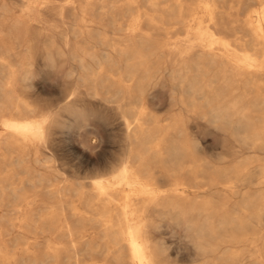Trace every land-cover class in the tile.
<instances>
[{
    "label": "bare ground",
    "instance_id": "obj_1",
    "mask_svg": "<svg viewBox=\"0 0 264 264\" xmlns=\"http://www.w3.org/2000/svg\"><path fill=\"white\" fill-rule=\"evenodd\" d=\"M227 1L0 0V105L33 113L0 115V220L17 218L34 229L40 254L31 262L165 264L155 230L162 219L182 227L196 253L217 264H233L241 241H250L243 245L249 254L264 251V165H236L238 175L220 180V171L202 172L185 132L188 122L203 120L264 149V0H253L260 7L242 18L243 0ZM170 24L186 28V37L170 43ZM230 30L234 38L224 34ZM161 58L155 79L153 63ZM57 72L72 78L78 100L107 95L105 114H97L105 124L113 111L124 119V156L109 175L73 181L56 159L53 112L35 115L23 101L7 103L29 79ZM157 85L179 111L163 131L169 162L155 166L149 154L157 134L147 122ZM77 99L63 106L74 111ZM246 185L259 187L243 192L235 215L231 194ZM251 223L258 225L252 236L236 239Z\"/></svg>",
    "mask_w": 264,
    "mask_h": 264
},
{
    "label": "rangeland",
    "instance_id": "obj_2",
    "mask_svg": "<svg viewBox=\"0 0 264 264\" xmlns=\"http://www.w3.org/2000/svg\"><path fill=\"white\" fill-rule=\"evenodd\" d=\"M229 1L230 0L227 1L228 5L231 2ZM242 3L246 4V8L241 10L239 14L240 18L245 17L246 11H252L253 9H258L260 7L259 4L257 2H254L253 0H243ZM201 13L203 14V12ZM203 18H206L205 14H203ZM167 26H171L170 28L172 29L170 32V35L172 37L170 43H174L179 39H184L188 34V30L184 27L171 24ZM236 29L237 31H240L237 32L239 35L245 33L243 29ZM235 33L236 31L234 32V30L224 32V34L227 35L229 38H234L233 36ZM245 39H250V35L245 34ZM164 52L166 56L169 55L168 47L164 48ZM163 61L164 59L161 58L160 60L156 59L153 63L152 75L155 79L161 76V71L164 67L162 65ZM67 66H69L68 62L64 61L62 67L66 68ZM51 75H36L33 78L29 79L25 82L28 85L23 84L21 89L16 94L8 97L9 99H7V103H16L18 101H23L35 109V115H39L47 111H51V113L53 112L52 116L58 125L55 133L56 146L54 148L56 152V159L59 161L60 164H62L64 169L71 170L68 172L72 174L73 181L79 180L87 182L93 177L109 175L111 172H113L120 166L122 158L124 156V119H122V117L120 116V112L118 114V111H109L111 114L112 123L109 122L105 124V120H103L105 118L102 116L103 114H105V108L103 105L105 101L102 98L107 95L103 93L97 95L94 93H90L84 95L82 100H78V96L74 93V90L71 86L72 78L70 79V77H65L62 72H57L54 73L52 76ZM163 78L165 79L166 84L170 86L171 84L169 75L164 74ZM33 86L34 88H32ZM83 89L84 91L87 90L86 88ZM151 90V97L155 104V107L152 108L155 109L151 108L153 117L148 119L147 124L152 128L153 131H155L157 135L156 138L151 139L152 151L149 154V157L150 162H152V164L155 166H157L159 162H161V165H166L169 162V159L167 158V150L170 147V139L169 135H166L163 132L164 126L173 122V116L174 114L178 113L179 109L178 107H174L172 109L168 106L169 100L167 95H165L164 93V87L157 85ZM2 98L4 97L1 95L0 91V99ZM76 99L77 103L75 105L74 111L67 110L63 106L66 102L75 101ZM154 100H158V102ZM9 105L10 104L5 106L0 105V115L16 117L19 115H33V113L27 112L22 107L19 111H17L13 108H10ZM165 106L167 107V110L165 109ZM61 107L63 109H61ZM101 112L102 117L99 118L97 114H101ZM132 114L130 113L131 116ZM117 115L118 117H116ZM100 120H102L103 124L100 122ZM115 121L117 122L115 123ZM107 125H109V127ZM179 125H182L181 121ZM206 126L207 125L203 120H200L197 123L191 121L188 122L187 128L185 129V132L187 134L186 136L188 137V142L192 143L191 145H194L193 147L195 148L194 157L202 165V172H211L212 170L220 171L219 177L220 180H222L223 174L225 173L233 177L238 175V172H235L236 165H246L253 167L255 165H258V163L264 165V149L261 148L260 150L259 147H257V149H250L246 147L243 143L239 144L240 142L232 135L224 134L222 130H218L212 126H209V128L208 126ZM56 141L58 143H56ZM160 149L162 150V152H160ZM222 170H228L230 172H221ZM257 187L259 186H241L239 188L238 193L231 194L232 203L234 204V213H236L235 215L238 214L237 207L242 197L244 196L243 192L246 193L247 191V194L252 193V191ZM260 187L263 188V185H260ZM263 214L264 211L262 212V215ZM260 221H262L260 225L264 228V215L260 218ZM158 226L155 229L156 236L159 237H156V241L158 243V246L160 245V257L165 261V264H217V259L213 255L200 256L196 253L197 251L190 246V243H188V239L185 237V231L182 229V227L173 223H169L167 219H162L160 221V225ZM255 226V223H251L248 224L242 232L239 230L236 231V239H245L244 236L246 234L247 236L245 237H251L252 231L258 229V225L256 227ZM36 236L37 234L34 229L27 227L26 223L21 222L17 218L0 220V264H29V262L31 264H36L35 262H31L38 259L40 254L39 248L37 247L38 245ZM245 244H250V241H241L238 244L240 246L237 247V249L235 250L236 252L233 254V264H254L253 260L255 258H258L264 262V251L253 255L249 254L243 250V245ZM23 260H25L26 263Z\"/></svg>",
    "mask_w": 264,
    "mask_h": 264
}]
</instances>
